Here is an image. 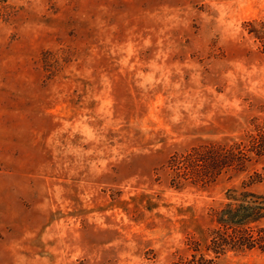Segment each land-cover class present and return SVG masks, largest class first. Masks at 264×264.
<instances>
[{"label":"rangeland","instance_id":"obj_1","mask_svg":"<svg viewBox=\"0 0 264 264\" xmlns=\"http://www.w3.org/2000/svg\"><path fill=\"white\" fill-rule=\"evenodd\" d=\"M244 193L264 0H0V264H264L215 222Z\"/></svg>","mask_w":264,"mask_h":264},{"label":"trees","instance_id":"obj_2","mask_svg":"<svg viewBox=\"0 0 264 264\" xmlns=\"http://www.w3.org/2000/svg\"><path fill=\"white\" fill-rule=\"evenodd\" d=\"M231 203L217 213L215 222L220 225L218 231H223V242L226 245H238L241 249L259 250L264 253V229L254 233L257 236L246 238L251 225L264 220V196L254 193L235 195ZM215 230V229H214ZM224 251L223 249H220Z\"/></svg>","mask_w":264,"mask_h":264}]
</instances>
